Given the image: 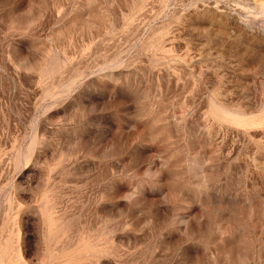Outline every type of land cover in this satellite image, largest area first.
I'll return each mask as SVG.
<instances>
[{"label": "rangeland", "instance_id": "1", "mask_svg": "<svg viewBox=\"0 0 264 264\" xmlns=\"http://www.w3.org/2000/svg\"><path fill=\"white\" fill-rule=\"evenodd\" d=\"M0 264H264V0H0Z\"/></svg>", "mask_w": 264, "mask_h": 264}]
</instances>
